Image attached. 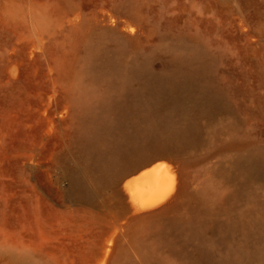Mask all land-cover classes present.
Returning <instances> with one entry per match:
<instances>
[{
	"label": "rangeland",
	"instance_id": "obj_1",
	"mask_svg": "<svg viewBox=\"0 0 264 264\" xmlns=\"http://www.w3.org/2000/svg\"><path fill=\"white\" fill-rule=\"evenodd\" d=\"M191 50L201 76L168 77ZM146 120L186 129L151 164L185 185L165 219L106 178ZM260 148L264 0H0V264H264Z\"/></svg>",
	"mask_w": 264,
	"mask_h": 264
},
{
	"label": "bare ground",
	"instance_id": "obj_2",
	"mask_svg": "<svg viewBox=\"0 0 264 264\" xmlns=\"http://www.w3.org/2000/svg\"><path fill=\"white\" fill-rule=\"evenodd\" d=\"M195 48L197 47H194V49ZM198 53L199 50L196 52L195 50H191L174 59L177 68L173 74L168 77L182 76L185 77L187 81H190V83L198 79L203 70V64L201 63ZM175 81L177 80L175 79ZM219 92L220 91L215 87L209 90L208 93L209 96L212 97L211 99H213L214 97L220 96ZM86 114L90 117L91 112L86 110ZM164 122V120H146L145 122L128 123L124 126L116 139L117 146H111L107 150L111 159L114 158L115 160L110 163L109 168L106 170V178L110 185H112L114 189H117V192L120 183L125 180L123 186L129 193L130 200L135 204L134 206L136 208L141 210L152 209L162 204L161 209L151 213L153 218L161 219L167 218L172 211H177L178 213L181 197L186 194L185 185L182 181H179L177 184L176 181L178 180H176V176L173 178L171 177V179L163 177L160 170L161 168L163 169V166L159 168V166H155V164L151 165L155 159L173 157L178 152L175 148L179 146L181 136L186 130L179 128L169 136H166L163 127H159L160 125H158L164 124ZM117 123V119L107 121L104 126L105 133L107 134V132L113 131ZM121 143L124 146L120 145ZM93 146H96L95 143L92 147ZM100 151L101 150H98L97 153L100 154ZM161 164L167 163L161 161L160 165ZM168 164L170 165V163ZM149 165L151 166L148 167ZM237 165L247 174L257 171L259 168H264V148L252 150L241 156L237 161ZM167 168L170 169L168 166ZM140 169L143 170L142 172L140 171L138 175H140V173L142 174L140 177L138 176L139 178H136L137 175L133 173ZM166 170L168 171V169ZM132 174L135 176H133V178H135L134 180L130 178ZM155 195L158 196L154 198L153 196ZM139 199H143L141 200L143 202L139 203Z\"/></svg>",
	"mask_w": 264,
	"mask_h": 264
}]
</instances>
